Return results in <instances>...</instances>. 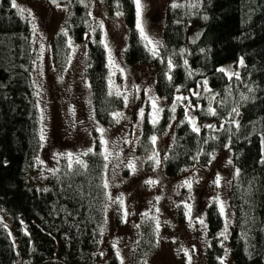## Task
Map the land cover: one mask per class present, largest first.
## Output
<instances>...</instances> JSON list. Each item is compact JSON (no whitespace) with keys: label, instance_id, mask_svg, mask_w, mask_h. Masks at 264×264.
<instances>
[{"label":"trees","instance_id":"1","mask_svg":"<svg viewBox=\"0 0 264 264\" xmlns=\"http://www.w3.org/2000/svg\"><path fill=\"white\" fill-rule=\"evenodd\" d=\"M169 2L180 6L165 8L162 46L154 57L136 28L133 0H101L110 16L122 13L124 62L146 68L153 93L164 103L155 127L145 108L134 151L156 153L150 137L167 136L160 163L167 176L176 178L192 169L205 171L215 180L221 167L227 169L223 194L199 206L204 220L202 264H264V0ZM56 8H64V17L49 41L50 59L62 69L70 57V45L84 43L91 114L99 126L113 128V114L123 111L125 101L110 89L100 30L87 8L81 9L75 0L50 9ZM35 40L30 18L13 7L12 0H0V264H121L114 252L100 249L107 202L102 186L106 161L99 155L100 142H93V152L80 157L89 167L78 169L79 174L69 173L64 156L49 168L40 162L42 127L32 82L40 60ZM228 64L238 78L220 71ZM177 96L187 99L177 102L172 112ZM189 104L187 110L195 117L199 133L186 121ZM209 107L215 115L209 114ZM50 168L57 170L55 175ZM217 197L222 204L226 199L228 220L220 214ZM185 203H180L176 217L171 215V225L176 223L182 232L183 224L189 227ZM151 217L142 215L136 222L127 264H151L163 257L159 237L163 230L159 226L156 231ZM175 241L168 244L181 243ZM188 252L195 260L197 251L189 248ZM177 255L185 256L183 252Z\"/></svg>","mask_w":264,"mask_h":264},{"label":"rangeland","instance_id":"2","mask_svg":"<svg viewBox=\"0 0 264 264\" xmlns=\"http://www.w3.org/2000/svg\"><path fill=\"white\" fill-rule=\"evenodd\" d=\"M15 4L30 18L32 25L35 24V43L40 50V60L32 73V82L36 89V103L45 137L40 155L43 167L53 166L55 160L59 161V158L63 157L60 154L68 152L79 154L86 151L93 146V142H100L102 135L108 141L107 148L112 155L106 161L108 167L104 178L108 180L109 187L106 189L107 208L100 249L103 252H114L116 255L119 252L118 258L123 261V264H127L135 224L143 213L147 212L157 218L163 230L159 235L160 254L163 253V257L154 259L151 264H189V258H191V264H202L200 251L204 245L202 230L204 224L199 223L202 219L199 206L201 203L206 205L211 198L223 194L228 170L222 167L218 170L221 177L219 186L205 171L198 169V171L189 169L182 174L183 176L171 178L164 173L163 165L160 164L157 167L154 161L148 159L153 153L148 155L135 153L134 147L141 135L143 123L139 116L140 109H144L145 112L146 108L150 113L153 96L157 98L160 108H163L164 103L153 93L146 68L138 65L131 66L124 62L122 52L125 47L126 31L121 17L110 16L101 5V0H88L87 12L100 30L103 44L109 45L105 49L108 57L110 89L114 93L119 91L120 96H128L127 106H124L121 112L126 119H120L113 128L107 129L99 126L91 114V93L84 78L83 55L86 49L84 43L70 45V57L62 69L50 59L49 41L64 17V8L52 10L42 0L29 2L15 0ZM144 4L143 19L146 33L150 38L160 41L163 12L167 6H172V3L169 0H144ZM89 35L86 37L88 38ZM223 68L228 74L233 71L231 64ZM98 128L105 131L101 133L97 130ZM125 140L129 142L125 143ZM167 143L168 138L164 136L157 138V144L153 146L155 152L159 153L158 158L161 161ZM133 158H137V169L134 174L126 167L128 160ZM149 179L158 182L155 185H149L145 183ZM186 180L192 181L191 191L185 187H178ZM209 186L214 188L209 189ZM121 195L124 197V209H121L118 200L113 202ZM108 196H111L112 200L108 199ZM157 196L161 197L158 202L155 199ZM187 198L190 201L188 204L194 203V205H191L192 214L190 218L188 217L189 227L183 224L182 232L176 223L171 225L174 224L171 215L176 217L180 203H185L184 200ZM223 201L224 216L228 220V205L225 198ZM125 210L128 213L127 216L123 214ZM116 215H119L118 222H116ZM157 220H155L156 223ZM196 224L199 225L198 231ZM177 239H180V244H168L169 241L176 242ZM169 247L173 249L176 256L169 255ZM189 248L197 251L195 260L189 252L185 254V250ZM179 252H183L185 256H178Z\"/></svg>","mask_w":264,"mask_h":264},{"label":"snow or ice","instance_id":"3","mask_svg":"<svg viewBox=\"0 0 264 264\" xmlns=\"http://www.w3.org/2000/svg\"><path fill=\"white\" fill-rule=\"evenodd\" d=\"M53 2H55V0H53ZM133 3L135 5L136 28L139 31V34H140L141 38L145 41V46L146 47L151 46V47H149V51L152 53V55L154 57H156V56L159 55V53L157 51V47L158 46H162V45L160 44V41L150 38L149 35L146 33L145 22H144V19H143V13H144V9H145L144 0H133ZM12 6L16 7L15 0H12ZM178 6H180V5H177V4H173L172 5V7H174V8L178 7ZM193 6H195V5H193ZM118 7H119V5H118ZM21 11H23V10H21ZM121 14L122 13L117 12V16H119ZM29 15H31L30 12H29ZM33 27H34V30H35V26H33ZM101 27H103V25H101ZM101 43H104V41L102 40ZM104 46L106 48L109 47V45L106 44V43H105ZM109 61L111 63V52L110 51H109ZM187 63H188L187 60H185L184 61L185 66L187 65ZM243 63H244V61H243V59H241L240 60V64L243 65ZM172 69H173V63H172L171 60H169L168 61V71L171 72ZM220 71L224 72L226 70L222 68V69H220ZM229 75H235V76H237V78L239 77L238 73H229ZM168 79L171 80V76H169ZM204 84H205V91H208V89L206 87L207 81H205ZM109 95H112V92H109ZM115 95L119 97L121 95V93L119 91H116ZM123 99L125 101V106H127L128 96L125 95L123 97ZM182 99H187V98L186 97H180V96H177L175 98L173 106H172V109H171L172 112H175L176 103L179 102ZM151 101H152V104H151L152 111L148 114V119H149V122L153 125V127H155L156 125L159 124L160 113L163 111V109L158 106V100H157L156 97H154V96L151 97ZM188 107H191V105L189 104L186 107V109H185L186 121L191 125L193 132L199 133L200 128L196 124L195 117H192L191 114L188 112V110H187ZM232 111L234 113H236L237 115H239V112H238V110L236 108H233ZM208 112H209V114L215 115V110L212 109L211 107H209ZM113 115H114V119L116 120L117 123H119V120L122 119V118L126 119V117H124V114L121 113V112H116ZM139 116H140V119L142 121L143 118H144V109H140ZM174 118L175 117H173V119ZM181 123H183V121ZM169 126L171 127V125H169ZM204 127L211 128L213 126L212 125H204ZM97 130L99 132H101V133H103L105 131L102 128H98ZM165 134H167V133H165ZM40 139H41V141H43L45 139L44 134H43V130H41ZM124 142L128 143L129 141L125 140ZM150 142L155 146L157 144V136L156 135H152L150 137ZM100 144H101V147H102V151L99 153V155L103 156V159L105 161H108L109 156H111L112 153L110 151H108V148H107L108 141H106L104 139L103 135L100 138ZM92 152H93V149L92 148H88L86 151L81 152L79 154H74L72 152H68V153H63V154H60V155H63L68 160V164H67L66 167H67L69 173H71V174H79L78 169H87L89 167L88 164L83 159H81L80 157L81 156H87V155H89ZM118 155L119 154H117V156ZM158 157H159V153H153L152 155H150L148 157V159L150 161H154L155 165L158 167L160 165V163H161V160ZM136 159L137 158H133V159L128 160L127 165H126V167H128L133 172V174L136 172V169H137ZM164 159H168V157H164ZM229 163H231V161H229ZM74 165L78 166V168H74ZM107 167H108V164L105 163L104 164V168L107 169ZM50 171H52L53 175H55V172L57 170L56 169H50ZM237 174H239V170L238 169H237ZM220 181H221V177L218 174L216 176V179H215L214 183L217 186H219L220 185ZM157 182H158L157 180H152V179H149V180L145 181V183H147L149 185H155ZM102 186L105 189H107L109 187V182H108V180L106 178L103 180ZM178 187H187L189 189V191H191L192 181L186 180V181L183 182L182 185H179ZM45 191H47V189H45ZM108 199L112 200V197L108 196ZM155 199L158 202L161 199V197L157 196ZM117 200H118V202H119V204L121 206V209H124V197H123V195L118 197L116 200H113V202H117ZM216 202L219 204L220 214L224 215V206H223L222 203H220L219 197L216 198ZM184 207L186 209L185 216L190 218L191 214H192V206L187 204V203H185ZM105 208H107V205H105ZM157 211H159V209H157ZM123 214H124V216L128 215L126 210L124 211ZM143 215L146 218H148L149 214L147 212H145V213H143ZM151 219L157 220L156 217H151ZM199 223L203 225L204 224V220L200 219ZM137 227H139V225H137ZM102 231H103V229H101V232ZM156 231L157 232L159 231V221L158 220H157V223H156ZM226 231H227V226L225 227V232ZM225 232H221L220 235L224 236L225 239H226L227 237L225 236ZM185 254H187V250H185ZM117 256L119 257V252H117ZM121 264H123V261H121ZM189 264H191V258H189ZM221 264H223V261H221Z\"/></svg>","mask_w":264,"mask_h":264},{"label":"water","instance_id":"4","mask_svg":"<svg viewBox=\"0 0 264 264\" xmlns=\"http://www.w3.org/2000/svg\"><path fill=\"white\" fill-rule=\"evenodd\" d=\"M69 1L70 0H55V2H53V0H45V2L48 4L50 8H55L59 5L67 4ZM75 1L78 3L81 9H85L88 3V0H75Z\"/></svg>","mask_w":264,"mask_h":264}]
</instances>
